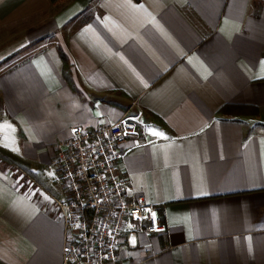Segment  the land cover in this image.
Segmentation results:
<instances>
[{
    "label": "crops",
    "instance_id": "crops-1",
    "mask_svg": "<svg viewBox=\"0 0 264 264\" xmlns=\"http://www.w3.org/2000/svg\"><path fill=\"white\" fill-rule=\"evenodd\" d=\"M126 113L167 230L115 264H264V0H0V264H63L55 145Z\"/></svg>",
    "mask_w": 264,
    "mask_h": 264
},
{
    "label": "built area",
    "instance_id": "built-area-1",
    "mask_svg": "<svg viewBox=\"0 0 264 264\" xmlns=\"http://www.w3.org/2000/svg\"><path fill=\"white\" fill-rule=\"evenodd\" d=\"M128 113L97 127L75 124L55 145L52 165L63 195L54 197L64 222L63 264H115L128 235L167 230L160 207L137 193L120 168L121 145L140 139Z\"/></svg>",
    "mask_w": 264,
    "mask_h": 264
},
{
    "label": "trees",
    "instance_id": "trees-1",
    "mask_svg": "<svg viewBox=\"0 0 264 264\" xmlns=\"http://www.w3.org/2000/svg\"><path fill=\"white\" fill-rule=\"evenodd\" d=\"M0 157L3 159H8L7 155L0 150Z\"/></svg>",
    "mask_w": 264,
    "mask_h": 264
},
{
    "label": "snow or ice",
    "instance_id": "snow-or-ice-1",
    "mask_svg": "<svg viewBox=\"0 0 264 264\" xmlns=\"http://www.w3.org/2000/svg\"><path fill=\"white\" fill-rule=\"evenodd\" d=\"M153 134H154V135H158V136L161 135V133H159V132H153ZM133 242H134V241H133Z\"/></svg>",
    "mask_w": 264,
    "mask_h": 264
}]
</instances>
